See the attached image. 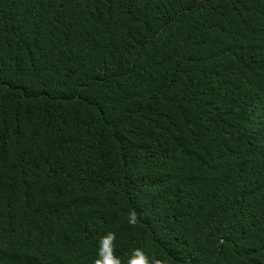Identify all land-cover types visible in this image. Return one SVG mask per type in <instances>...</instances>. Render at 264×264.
<instances>
[{"label": "trees", "instance_id": "16d2710c", "mask_svg": "<svg viewBox=\"0 0 264 264\" xmlns=\"http://www.w3.org/2000/svg\"><path fill=\"white\" fill-rule=\"evenodd\" d=\"M109 231L264 264V0H0V264H93Z\"/></svg>", "mask_w": 264, "mask_h": 264}, {"label": "clouds", "instance_id": "9594fccd", "mask_svg": "<svg viewBox=\"0 0 264 264\" xmlns=\"http://www.w3.org/2000/svg\"><path fill=\"white\" fill-rule=\"evenodd\" d=\"M128 223L132 226L137 224V213L133 210L128 214ZM116 235L114 232H107L99 239L97 257L93 264H165V261L152 256L149 257L142 248H135L131 254L122 260L115 252Z\"/></svg>", "mask_w": 264, "mask_h": 264}]
</instances>
